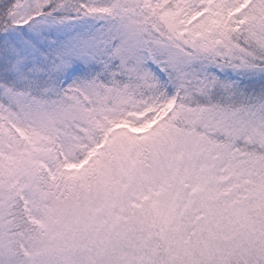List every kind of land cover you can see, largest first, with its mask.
<instances>
[{"label": "snow or ice", "instance_id": "1", "mask_svg": "<svg viewBox=\"0 0 264 264\" xmlns=\"http://www.w3.org/2000/svg\"><path fill=\"white\" fill-rule=\"evenodd\" d=\"M0 264H264V0H0Z\"/></svg>", "mask_w": 264, "mask_h": 264}]
</instances>
